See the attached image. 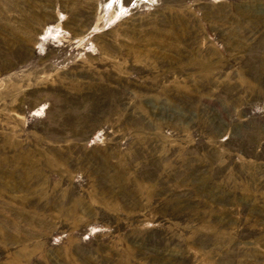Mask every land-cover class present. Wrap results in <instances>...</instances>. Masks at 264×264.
Here are the masks:
<instances>
[{"label":"rangeland","instance_id":"374dc122","mask_svg":"<svg viewBox=\"0 0 264 264\" xmlns=\"http://www.w3.org/2000/svg\"><path fill=\"white\" fill-rule=\"evenodd\" d=\"M0 264H264V0H0Z\"/></svg>","mask_w":264,"mask_h":264}]
</instances>
